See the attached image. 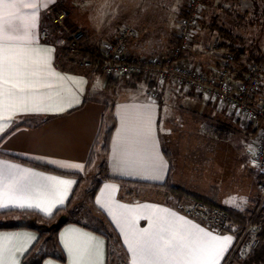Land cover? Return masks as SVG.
<instances>
[{"label":"crops","instance_id":"1","mask_svg":"<svg viewBox=\"0 0 264 264\" xmlns=\"http://www.w3.org/2000/svg\"><path fill=\"white\" fill-rule=\"evenodd\" d=\"M13 2L17 7L0 2V61L7 59L19 82L14 95L6 97L3 90L11 84L0 79V204H9L0 212H33L53 217L51 223L60 213L67 220L51 234L28 227L0 229V264H31L32 259L39 264H139L130 241H154L162 229L169 230L166 237L177 231L190 241L203 235L199 229L230 236L217 257V264H224L234 244V225L229 232L213 230L178 210L180 202L190 201L185 196L125 182L169 181L208 196L210 186L218 188L215 181L231 173L225 168V144L236 136L251 142L250 129L233 122L225 107L169 80L160 86L158 99H151V85L141 78L108 80L103 63L91 53L124 28L133 30L125 42L132 55L167 53L185 0ZM54 4L65 6L72 23L84 31L77 54L70 53L66 35L45 13ZM43 30L47 40L41 39ZM208 33L197 27L182 55L186 64L205 72L217 67L215 52L203 45ZM245 71L234 66L233 79ZM193 180H203L206 187L196 189ZM9 196L39 207L13 206ZM60 198L63 203L51 207Z\"/></svg>","mask_w":264,"mask_h":264},{"label":"built area","instance_id":"2","mask_svg":"<svg viewBox=\"0 0 264 264\" xmlns=\"http://www.w3.org/2000/svg\"><path fill=\"white\" fill-rule=\"evenodd\" d=\"M45 13L51 23L66 35L70 53H79L85 34L72 23L68 9L61 4H54L49 6ZM201 19V0H185L184 12L177 24L175 43L167 53H156L146 57L132 55L125 47L126 38L133 35L130 28L120 30L110 40L101 41L97 49L91 53L103 63V73L108 80L123 77L141 78L151 85L147 90L151 99H158L160 86L169 80L179 88L191 89L218 106L225 107L234 121L249 128L252 164L261 176L258 186L260 196L258 211L264 207V97L261 96L264 67L258 63H249L242 78L233 79L234 53L218 50L215 44L209 46L215 52L217 63V67L211 72L186 64L182 55L188 50ZM41 39H48L44 30L41 32ZM177 207L181 213L199 219L213 230L231 231L230 215L220 206L208 207L198 201H188L180 202ZM256 214L239 232H236L234 252L244 246L245 238L252 233L251 239L246 243L247 246L255 249L259 245L257 234L260 227L253 222ZM228 261L229 259L224 264Z\"/></svg>","mask_w":264,"mask_h":264},{"label":"rangeland","instance_id":"3","mask_svg":"<svg viewBox=\"0 0 264 264\" xmlns=\"http://www.w3.org/2000/svg\"><path fill=\"white\" fill-rule=\"evenodd\" d=\"M252 3H253L252 0H212L209 1V3H205L202 5V15L203 14L205 15L207 22L209 21L210 16L215 15L216 17H218V20L221 23H224L231 30L233 29L235 33H239L245 36L246 44L254 43V41L257 40L255 44L257 43L258 45H260V48L264 53V19L261 18L259 19L258 18L259 15H257V13L255 12L249 13L250 12L249 10L253 7ZM232 6L233 8L236 9V11L232 12L233 15L237 13H240L242 16L244 15L247 19H249L248 24L246 23L244 25H241V22L237 21L232 16L226 17L224 10L227 8H231ZM199 28L200 29L204 28L202 27V23L201 25H199ZM208 34H210V36L207 35L206 37L204 36L202 38L204 47L207 48L208 45L215 44L217 45L218 50L229 51L222 49L219 46V41L217 40V38H215L210 32ZM249 47L253 48L254 44L253 46H249ZM231 120L233 122H236L232 118ZM251 149H252L251 142L247 141L245 138L238 136L230 138L228 144H225L224 146V158L226 162L225 168L228 169L231 173L225 174V179L223 181H218V182L215 181V183L218 184V188H216L215 185L210 186L209 191L211 190L210 194L212 195L209 194L208 196H205L203 194L202 196L213 199L215 201L217 199L220 203L229 204L230 206H233L234 208L237 209H242L245 207L246 208L248 207V209H252L254 207V202H255V201L252 202L254 198L253 196L257 195L258 197L259 192L257 188L260 184L261 176L259 172L256 171L255 167L252 164ZM219 150L220 151L222 150L221 146L219 147ZM192 184L196 186V189L197 188L201 189L202 187L203 188L206 187L203 180H193ZM162 190L169 191L166 188H162ZM203 191H205V189ZM258 207H259V203L257 204L256 213L260 211L259 213L261 214L262 217L261 219H263L264 222V208L262 210L260 209L257 211ZM8 217L18 218L19 216L8 215L5 218ZM254 224L258 226L256 223ZM252 234L246 237L248 238L247 241L251 239ZM236 240H237V233L235 232L234 244L230 252L227 254L226 257L227 260L228 259L230 260L232 255L234 254V247ZM46 250L47 249L45 248L44 245L43 251ZM251 250L254 249L249 248L247 244L241 246L237 250L238 251L237 256L233 257L232 261L231 262L228 261V263L244 264V260L248 258L247 255L250 253Z\"/></svg>","mask_w":264,"mask_h":264},{"label":"trees","instance_id":"4","mask_svg":"<svg viewBox=\"0 0 264 264\" xmlns=\"http://www.w3.org/2000/svg\"><path fill=\"white\" fill-rule=\"evenodd\" d=\"M209 1H212V0H201V4L203 5L205 3H209ZM252 1H253L252 3L253 7L249 10L250 11L249 13L255 12L257 13V15H259L258 16L259 19L260 18L264 19V0H252ZM234 11H236V9L233 8V6L231 8H227L224 10L226 17L232 16L237 21H240L241 25H244L246 23L248 24L249 19H247L244 15L242 16L240 13L233 15L232 12ZM201 23L204 29L208 30L215 38H217V40L219 41V46L222 49L229 50L234 53V57H235L234 66L236 68H240L241 70H244L246 69V66L249 63H258L264 66V53L262 52L260 45H258L257 43L255 44L257 40L254 41V43L246 44L245 36L239 33H235L233 29L231 30L224 23H221L218 20V17H216L215 15L210 16L209 21L207 22V19L205 15L203 14L199 25H201ZM253 44H254L253 48L249 47V46H253ZM109 139H110V131H107L104 134L103 140H102V149L104 151L107 150ZM125 183H133V184L145 185V186L156 187V188H166L175 195L185 196L186 198L190 199V201H198L208 207L220 206L229 213L231 224L236 227L235 232H239L243 228V226L246 225L253 218V216L256 214L257 204L259 203V200H260V196L258 194V197L256 195V197H254L252 200V202L255 201L254 207L252 209H248V207L247 208L245 207L243 209H237L234 207L219 205L213 199L206 198L199 193L191 192L184 188L174 186L169 181H166L164 184H155V185L138 183V182H128V181H126ZM263 208H261V210ZM259 212L256 214V217H255L256 220L254 219L255 220L254 223H256L258 227H260V231L257 234V237L260 240V243L258 247L250 251V253L247 255L248 258L244 260V264H264V242H263L264 241V222H263V219H261L262 217ZM57 214L58 213H56V215ZM8 215H18L19 217L18 218H14V217L5 218ZM58 215H61V214L59 213ZM0 217H1L0 218V229L28 227V228L36 229L42 232H45L46 230L43 229L41 225L50 224L51 220L53 219V217L48 218V217L37 216L33 212L21 213V212H15V211L0 212ZM31 220H34L35 223H32ZM63 223H61L53 231H56ZM46 232L50 234V232L48 231ZM247 240L248 238H245L243 245H245L248 242ZM237 253L238 251L234 252L229 262L232 261L233 257L237 256ZM31 264H39V262L37 260L32 259Z\"/></svg>","mask_w":264,"mask_h":264},{"label":"snow or ice","instance_id":"5","mask_svg":"<svg viewBox=\"0 0 264 264\" xmlns=\"http://www.w3.org/2000/svg\"><path fill=\"white\" fill-rule=\"evenodd\" d=\"M0 2H5L7 8L17 7L13 0H0ZM31 6L35 7V5ZM0 79H3L5 85L11 84L10 88L3 90V94L6 97H12L14 95L12 89L16 88L19 82L14 81V71L11 64L7 62V59L0 61ZM4 127L7 128L8 126L5 125ZM76 167L80 166L77 165ZM48 179L53 180L57 184L70 183L55 181V178ZM18 199L15 196H9V200L13 203V206L21 208L25 206L39 207V205L18 203ZM56 203H63V198L54 201L51 207H55ZM0 207L7 208L9 204L2 203ZM47 211H50V209ZM168 231V229H162L161 234L154 241H141L137 238L130 241V250L137 254L139 264H160L161 261H171L173 264H178L179 261H183V264H217V257L226 251L232 239L230 236H212L211 233L199 229V233L203 235H197L194 240L190 241L188 236L177 231H171L166 237L164 233Z\"/></svg>","mask_w":264,"mask_h":264},{"label":"water","instance_id":"6","mask_svg":"<svg viewBox=\"0 0 264 264\" xmlns=\"http://www.w3.org/2000/svg\"><path fill=\"white\" fill-rule=\"evenodd\" d=\"M66 220H67L66 215L61 214V215L58 216V218L54 222H52L50 224H42L41 226L45 230H47L48 232L51 233L54 229H56L61 223L65 222ZM31 222L35 223L34 220H31Z\"/></svg>","mask_w":264,"mask_h":264}]
</instances>
